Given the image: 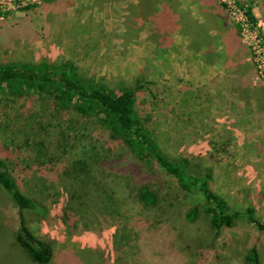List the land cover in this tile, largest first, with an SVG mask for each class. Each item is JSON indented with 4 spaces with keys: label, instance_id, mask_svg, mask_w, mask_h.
<instances>
[{
    "label": "rangeland",
    "instance_id": "rangeland-1",
    "mask_svg": "<svg viewBox=\"0 0 264 264\" xmlns=\"http://www.w3.org/2000/svg\"><path fill=\"white\" fill-rule=\"evenodd\" d=\"M177 1L186 22L204 19L196 1ZM209 3L218 7L219 27L229 29L217 39L221 56L224 43L244 54L264 100V0ZM162 8L157 4L150 15L139 0H0V64L69 60L87 80L113 91L136 81L133 108L168 158L192 159L195 172H206L211 189L231 207L251 206L264 221V141L225 137L222 127L202 122L204 57L186 50L188 39L174 26L163 27V38L150 34ZM128 28L131 36H123ZM224 63L220 57L214 68ZM49 145L60 152L54 162L36 154ZM0 157L18 188L43 205L45 213L24 212L25 224L53 251L46 263L30 257L17 240L18 210L0 187V264H246L253 244L264 264V230L244 223L214 240L200 194L181 190L159 165L141 161L94 116L59 107L48 96L0 94ZM74 159L95 162L106 176L98 175L101 191L81 193L69 204L68 217L67 194L80 184L58 171ZM143 184L154 188L156 204L140 203ZM193 206L198 212L190 221L186 212ZM176 228L193 244L173 252L165 243Z\"/></svg>",
    "mask_w": 264,
    "mask_h": 264
},
{
    "label": "trees",
    "instance_id": "trees-1",
    "mask_svg": "<svg viewBox=\"0 0 264 264\" xmlns=\"http://www.w3.org/2000/svg\"><path fill=\"white\" fill-rule=\"evenodd\" d=\"M139 1L145 4L147 11L144 13L149 11L151 15L152 6L144 0ZM170 1L168 0V2ZM132 20L130 18L131 23ZM125 24L127 25V22ZM133 24L136 25L135 22ZM155 26L156 28L151 29L154 37L158 36L159 32L158 24ZM180 30L191 38L189 47H197L202 43L210 42L208 35L203 31L204 29H200L199 26L183 24ZM130 31L131 28H128L122 35L131 36ZM134 84L129 81L118 91H113L87 80L79 72L77 66L69 60L56 64L48 62L38 64L5 62L0 64V94H38L41 95V98L48 96L59 107L80 116H94L109 131L112 138L124 144L141 161H151L159 165L175 179L181 190L190 194H200L204 198L202 206H204L207 222L212 231L211 238L213 237L214 240L222 229L244 223H253L259 231L264 230V221L255 217V211L251 206L243 209L233 208L223 196L212 190L208 183L209 175L206 172L201 174L195 172L192 159L187 157L168 158L133 108L136 91ZM46 149L48 150L42 153L36 150L37 156L45 157L49 162L56 161L60 152L53 149L51 145L46 146ZM94 167L95 162L93 161L74 159L69 167L64 169V173L58 171L59 174L68 177L70 183L80 184L72 191L69 190V194H67L66 216L69 217L72 213L69 212V204L76 202L81 193L89 195L102 190L98 184L101 183L98 175L99 178L103 176L104 180L105 170L101 171ZM0 187L9 196L10 207L18 210L19 224L16 229L18 242L34 261L48 262L53 254L52 248L28 231L24 219L25 211L38 213L46 211L35 198L18 188L12 172L1 157ZM138 199L141 204L146 206H152L158 201L154 188L149 184L139 187ZM197 212V206H193L186 212V218L190 221L194 220ZM191 244H193V237L187 238V233L182 228H176L172 240L165 243L166 247L173 252L176 249L186 250ZM260 259L259 251L253 244L248 250L245 262L246 264H260Z\"/></svg>",
    "mask_w": 264,
    "mask_h": 264
},
{
    "label": "crops",
    "instance_id": "crops-1",
    "mask_svg": "<svg viewBox=\"0 0 264 264\" xmlns=\"http://www.w3.org/2000/svg\"><path fill=\"white\" fill-rule=\"evenodd\" d=\"M144 1L148 2L152 9L157 4L165 7L162 8L163 18H158V22H153L149 26L150 34L151 29L156 28V24L159 26L157 34L160 38L164 37L162 29L166 25L174 26L181 32V26L184 24L199 26L208 35L210 42L202 43L197 47H189L191 38L181 32L188 39L186 50L190 51V54L199 57V59L202 56L204 57L202 61L205 64L206 71L203 70L202 79L198 82L200 83L199 86H205L204 91L207 97L206 121L202 122L216 128L222 127L221 132L225 137L235 136L241 140L260 139L264 141V100L262 92L260 88L251 83L253 68L244 66L246 64L244 54L239 53L234 45L224 43L223 55L221 56V51L217 47V39L229 29L223 28L222 25L219 27L218 24H221L223 19L221 15L217 14L218 7L214 4L210 5L209 1L211 0H191L196 1V7L200 9L204 19H200L202 21L190 20L186 22L183 17L184 14L180 15L177 11L178 1ZM143 5L145 7L144 3ZM168 10H170L171 17L167 16ZM145 11H147L146 8ZM210 12H213V15ZM210 23H213L214 26L211 27ZM220 57L225 62L223 71L214 68ZM235 125H238L239 129L235 128V131H233Z\"/></svg>",
    "mask_w": 264,
    "mask_h": 264
}]
</instances>
